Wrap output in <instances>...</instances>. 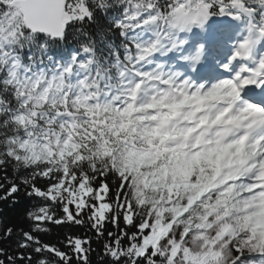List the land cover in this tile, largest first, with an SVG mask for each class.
<instances>
[{
    "label": "snow or ice",
    "instance_id": "snow-or-ice-1",
    "mask_svg": "<svg viewBox=\"0 0 264 264\" xmlns=\"http://www.w3.org/2000/svg\"><path fill=\"white\" fill-rule=\"evenodd\" d=\"M0 190V264H264V0H0Z\"/></svg>",
    "mask_w": 264,
    "mask_h": 264
},
{
    "label": "trees",
    "instance_id": "trees-1",
    "mask_svg": "<svg viewBox=\"0 0 264 264\" xmlns=\"http://www.w3.org/2000/svg\"><path fill=\"white\" fill-rule=\"evenodd\" d=\"M9 176H11V171H9ZM41 185L43 182H40ZM0 195H3V190H0ZM19 196V203L16 204L15 206L9 208L8 207V202L0 201V208L4 209L3 213L0 214L3 217V223L6 226H11L14 229V233L18 229H27L28 224L30 223L29 221L25 220V213L29 209H32L33 206L38 205L40 203L39 200L33 198V199H28L24 197L21 194H17ZM85 233L87 235L91 236L92 233L88 232L87 229L85 228H80L73 226L69 228L68 226H52L51 231L42 236V239L49 243V244H54L57 245L58 247H61L62 250H67L64 248L63 244L60 243L61 240H63L66 235L71 234L73 236H84ZM2 234V233H0ZM15 239V235L13 237V240ZM11 244V241L8 242H3L0 241V246H8ZM92 247L93 249H96V251L92 252L89 256L91 264H99V251L101 245L96 242L95 237L92 238ZM47 255V254H46ZM73 264H75V261H73Z\"/></svg>",
    "mask_w": 264,
    "mask_h": 264
}]
</instances>
